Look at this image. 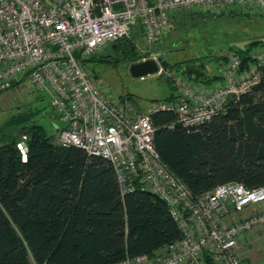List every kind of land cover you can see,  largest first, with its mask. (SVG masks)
Listing matches in <instances>:
<instances>
[{
	"label": "built area",
	"instance_id": "2783aa9c",
	"mask_svg": "<svg viewBox=\"0 0 264 264\" xmlns=\"http://www.w3.org/2000/svg\"><path fill=\"white\" fill-rule=\"evenodd\" d=\"M234 5L257 8L264 17V0H0V91L26 78L33 90L48 92L52 111L64 121L55 142L106 158L121 193L143 181L166 201L181 230L158 250L126 254L113 264H245L236 250L239 238L254 228L264 232V183L225 181L192 195L160 158L151 120L154 111L173 110L177 122L193 126L221 111L230 96L259 81L264 45L250 49L246 66L238 51L231 52L220 77L209 83L163 65L155 52L142 55L156 61L155 74L179 88L177 98L154 100L145 111L113 100L81 59L120 37L132 38L136 25L153 43L173 27L169 13L176 9Z\"/></svg>",
	"mask_w": 264,
	"mask_h": 264
},
{
	"label": "trees",
	"instance_id": "16d2710c",
	"mask_svg": "<svg viewBox=\"0 0 264 264\" xmlns=\"http://www.w3.org/2000/svg\"><path fill=\"white\" fill-rule=\"evenodd\" d=\"M173 15L169 13L171 21ZM256 45L264 42L254 39L236 49L243 66ZM108 46L117 56L137 57L131 37H120L104 48ZM96 53L82 57L83 64L118 60L109 54L94 59ZM161 60L191 80L209 83L220 77L206 74L200 57L173 65ZM261 72L249 90L230 96L221 111L196 125L177 122L173 110L151 113L154 146L192 195L225 181L248 187L264 183V68ZM29 116L12 115L8 122L20 135L9 134L0 142V264H113L126 254L152 253L181 236L166 201L143 181L136 179L132 189L121 193L106 158L56 143Z\"/></svg>",
	"mask_w": 264,
	"mask_h": 264
},
{
	"label": "rangeland",
	"instance_id": "374dc122",
	"mask_svg": "<svg viewBox=\"0 0 264 264\" xmlns=\"http://www.w3.org/2000/svg\"><path fill=\"white\" fill-rule=\"evenodd\" d=\"M231 8L237 11L230 12V8L221 9L222 12L198 7L176 9L171 18L173 27L164 30L153 43H146L137 25L133 26L131 35L137 52L136 59L122 57V54L117 56L108 46L99 50L94 59L100 54H109L111 58L116 55L118 60H89L86 66L113 100L126 101L133 108L145 111L152 101L178 94L179 88L170 77L155 72L133 76L129 66L132 62L140 61L142 55L155 52L161 62L163 58L170 65L200 57L206 74H220L224 63L219 56H226L227 59L231 52L245 48L254 39L264 42L262 13L257 8L249 11L239 10L236 5ZM193 10L197 12L193 13ZM19 112H29L30 119L41 123L54 141L59 128L64 125V121L52 111L49 93L33 90L25 78L0 91V142L7 139L9 134L20 135L16 126L8 122L12 115Z\"/></svg>",
	"mask_w": 264,
	"mask_h": 264
},
{
	"label": "crops",
	"instance_id": "0c3cea01",
	"mask_svg": "<svg viewBox=\"0 0 264 264\" xmlns=\"http://www.w3.org/2000/svg\"><path fill=\"white\" fill-rule=\"evenodd\" d=\"M236 250L245 264H264V232L254 228L244 233L237 242Z\"/></svg>",
	"mask_w": 264,
	"mask_h": 264
},
{
	"label": "water",
	"instance_id": "95a60500",
	"mask_svg": "<svg viewBox=\"0 0 264 264\" xmlns=\"http://www.w3.org/2000/svg\"><path fill=\"white\" fill-rule=\"evenodd\" d=\"M129 70L133 76H142L149 73H154L157 70V63L153 59L140 60L132 62ZM18 146L22 150L23 158L26 157L25 147L22 142H18Z\"/></svg>",
	"mask_w": 264,
	"mask_h": 264
}]
</instances>
